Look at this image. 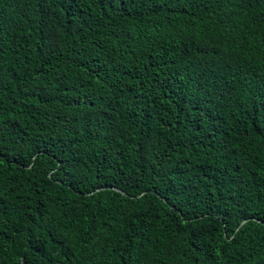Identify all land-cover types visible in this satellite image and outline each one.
<instances>
[{
    "label": "trees",
    "instance_id": "16d2710c",
    "mask_svg": "<svg viewBox=\"0 0 264 264\" xmlns=\"http://www.w3.org/2000/svg\"><path fill=\"white\" fill-rule=\"evenodd\" d=\"M0 154V264H264V0H0Z\"/></svg>",
    "mask_w": 264,
    "mask_h": 264
},
{
    "label": "water",
    "instance_id": "95a60500",
    "mask_svg": "<svg viewBox=\"0 0 264 264\" xmlns=\"http://www.w3.org/2000/svg\"><path fill=\"white\" fill-rule=\"evenodd\" d=\"M112 190H115V191H117V192H120L121 194H124L123 192H121L120 190H118V189H116V188H112ZM247 222V220H244L240 225H239V227H241L243 224H245ZM259 222V221H258ZM238 227V228H239Z\"/></svg>",
    "mask_w": 264,
    "mask_h": 264
},
{
    "label": "snow or ice",
    "instance_id": "6c2138e0",
    "mask_svg": "<svg viewBox=\"0 0 264 264\" xmlns=\"http://www.w3.org/2000/svg\"><path fill=\"white\" fill-rule=\"evenodd\" d=\"M0 156H2V154H0Z\"/></svg>",
    "mask_w": 264,
    "mask_h": 264
}]
</instances>
